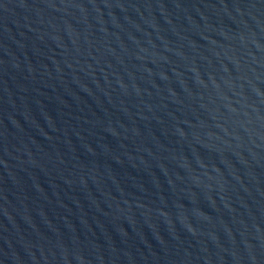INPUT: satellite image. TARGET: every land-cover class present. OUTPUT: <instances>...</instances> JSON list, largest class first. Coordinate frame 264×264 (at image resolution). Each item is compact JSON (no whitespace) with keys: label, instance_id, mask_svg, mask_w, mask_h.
<instances>
[{"label":"water","instance_id":"obj_1","mask_svg":"<svg viewBox=\"0 0 264 264\" xmlns=\"http://www.w3.org/2000/svg\"><path fill=\"white\" fill-rule=\"evenodd\" d=\"M0 264H264V0H0Z\"/></svg>","mask_w":264,"mask_h":264}]
</instances>
